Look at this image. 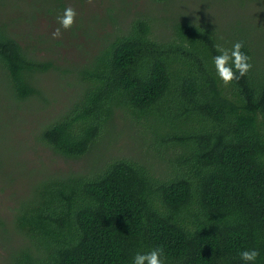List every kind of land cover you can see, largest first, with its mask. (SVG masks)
Returning a JSON list of instances; mask_svg holds the SVG:
<instances>
[{
    "label": "trees",
    "instance_id": "1",
    "mask_svg": "<svg viewBox=\"0 0 264 264\" xmlns=\"http://www.w3.org/2000/svg\"><path fill=\"white\" fill-rule=\"evenodd\" d=\"M40 3L53 20L66 8L63 0ZM119 13L109 11L117 27L103 33L92 60L77 69L75 101L38 139L77 160L122 112L144 124L151 159L119 157L88 174L39 182L13 219L21 242L6 260L133 264L137 253L162 247L164 264H245L240 253L250 249L259 250L255 264H264L263 28L239 20L223 28L176 13L158 32L150 16L118 21ZM94 19L84 34L96 39L106 20ZM30 34L0 18L1 78L18 105L42 95L41 76L55 67L38 57ZM237 41L253 67L225 86L213 63L216 46L230 50Z\"/></svg>",
    "mask_w": 264,
    "mask_h": 264
},
{
    "label": "rangeland",
    "instance_id": "2",
    "mask_svg": "<svg viewBox=\"0 0 264 264\" xmlns=\"http://www.w3.org/2000/svg\"><path fill=\"white\" fill-rule=\"evenodd\" d=\"M63 3L78 13L76 24L71 30L61 29L62 37L54 39L52 34L60 25L47 13V4L37 5L38 0L34 3L31 0V5L26 3L23 7L21 0H0V18L8 28L24 36L30 31L31 37L27 39L31 43L36 41L40 50L38 57L51 59L55 65L41 76L42 95L21 105L13 101V93L1 78L4 73L0 69V222L4 230H10L8 238L0 234V264H9L6 255L21 242L14 233L13 219L20 205L31 200L39 182L48 178L68 179L76 172L88 174L119 157L151 159L148 153L153 154L148 147L151 136L146 133L144 124L135 123L122 112L91 153L77 160L55 154L38 139L43 127L75 101L78 70L92 60L103 33L117 27L118 22L114 25L108 20L109 11L121 12L118 21L123 16H150L158 32L164 29L165 17L176 13H180L182 19L188 17L200 23L212 19L223 28L239 20L242 24L258 25L264 32V0H237L235 3L231 0H171L168 4L151 0H63ZM38 7L41 12L32 14ZM93 19L97 25L106 20L104 29L97 31L96 39L84 34ZM87 31L91 34V30ZM153 161L156 165L161 162Z\"/></svg>",
    "mask_w": 264,
    "mask_h": 264
},
{
    "label": "clouds",
    "instance_id": "3",
    "mask_svg": "<svg viewBox=\"0 0 264 264\" xmlns=\"http://www.w3.org/2000/svg\"><path fill=\"white\" fill-rule=\"evenodd\" d=\"M78 13L72 7H66L63 14L57 17L60 27L53 32V38L58 39L62 37V31L71 30L76 24V17ZM219 55L213 58L216 72L220 80L225 86L231 85L234 81L246 76L252 69L253 65L250 63L251 58L242 51L244 47L242 42H235L232 48L226 49L217 45ZM235 69V71H234ZM239 73L237 76L236 73ZM260 253L257 249L244 250L240 253L241 259L245 264H255ZM164 256L163 248H156L146 254L137 253L134 257L133 264H164L161 259Z\"/></svg>",
    "mask_w": 264,
    "mask_h": 264
}]
</instances>
